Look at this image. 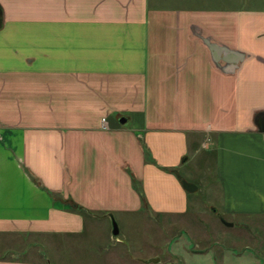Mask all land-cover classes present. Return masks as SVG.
<instances>
[{
  "label": "crops",
  "instance_id": "1",
  "mask_svg": "<svg viewBox=\"0 0 264 264\" xmlns=\"http://www.w3.org/2000/svg\"><path fill=\"white\" fill-rule=\"evenodd\" d=\"M243 4L0 0V264H70V243L160 264L122 227L188 215L191 161L221 225L264 217V6Z\"/></svg>",
  "mask_w": 264,
  "mask_h": 264
},
{
  "label": "rangeland",
  "instance_id": "2",
  "mask_svg": "<svg viewBox=\"0 0 264 264\" xmlns=\"http://www.w3.org/2000/svg\"><path fill=\"white\" fill-rule=\"evenodd\" d=\"M242 3L246 7L264 6V0H230L231 6ZM208 161L207 167L200 161L199 164L191 161L179 172L181 177L184 176L180 180L185 179L194 186H199L198 192L189 195L188 215L174 219L160 216L152 210L143 215V218L141 215H130L127 224H123L126 227H122L131 237L128 242L137 241L151 255H163L160 264H264V217L235 220L232 228H226L222 221L223 225L216 221L218 215L213 214L214 210L210 206L214 209L217 207L218 187L212 177L214 166ZM175 176L177 178V174ZM226 219L228 220L227 217ZM215 221L217 227L213 225ZM105 224H108L106 228L111 229L112 221H106ZM100 225L103 226L104 223ZM197 230L199 231L196 232ZM84 244L82 243L83 246ZM66 245L68 251L73 249V259L69 261L65 251L61 254H64V259L70 264H91V258L87 256L90 244L86 243L84 248L73 243ZM172 252L175 258L171 259L169 253ZM38 256L43 259H33L40 264L47 263L44 250Z\"/></svg>",
  "mask_w": 264,
  "mask_h": 264
},
{
  "label": "water",
  "instance_id": "3",
  "mask_svg": "<svg viewBox=\"0 0 264 264\" xmlns=\"http://www.w3.org/2000/svg\"><path fill=\"white\" fill-rule=\"evenodd\" d=\"M181 184H182L183 189L188 193H194L197 191L196 186L189 184L188 182H186L184 180H181ZM222 222L224 223L225 226H232V224H228L223 220H222ZM112 228H113L112 234L114 236H117L119 234V230H118V226H117V224L113 218H112ZM158 261H159L158 259H152V260H150V263H157Z\"/></svg>",
  "mask_w": 264,
  "mask_h": 264
},
{
  "label": "trees",
  "instance_id": "4",
  "mask_svg": "<svg viewBox=\"0 0 264 264\" xmlns=\"http://www.w3.org/2000/svg\"><path fill=\"white\" fill-rule=\"evenodd\" d=\"M67 203V202H66ZM143 203H144V200H143ZM68 204L70 205V207H71V209H76V210H78L79 209V206H77L74 202H72V201H69L68 202ZM143 208H145V206L143 207Z\"/></svg>",
  "mask_w": 264,
  "mask_h": 264
}]
</instances>
